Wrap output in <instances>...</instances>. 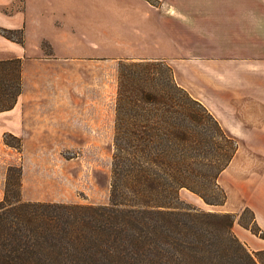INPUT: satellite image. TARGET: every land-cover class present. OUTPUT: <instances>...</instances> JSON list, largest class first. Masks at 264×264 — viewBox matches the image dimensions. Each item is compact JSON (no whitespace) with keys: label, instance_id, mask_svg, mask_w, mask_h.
Instances as JSON below:
<instances>
[{"label":"trees","instance_id":"trees-1","mask_svg":"<svg viewBox=\"0 0 264 264\" xmlns=\"http://www.w3.org/2000/svg\"><path fill=\"white\" fill-rule=\"evenodd\" d=\"M148 3L153 4L152 1ZM24 44L23 30L0 27ZM22 92L20 59L0 61V112ZM109 203L23 201L21 168L7 170L0 200V264H264L233 231V213L185 203V189L223 206L219 177L238 150L213 114L160 60L118 64ZM3 144L21 153V138ZM239 224L264 239L254 222Z\"/></svg>","mask_w":264,"mask_h":264},{"label":"crops","instance_id":"crops-1","mask_svg":"<svg viewBox=\"0 0 264 264\" xmlns=\"http://www.w3.org/2000/svg\"><path fill=\"white\" fill-rule=\"evenodd\" d=\"M137 2L141 11L146 10L135 13L128 10L121 16L126 22L133 21L134 25H125L124 30L133 32L134 42L142 41L135 49L138 51L142 46L141 56L130 58L121 55L118 62H166L173 69L177 83L200 101L223 130L238 141L237 153L229 166L234 162L239 164L241 149L252 152L253 164L261 161V171L252 176H243L238 166L233 169L229 201L236 207L235 213L245 208L251 210L255 224L264 231V1L168 0L148 3V7H144L142 1ZM106 16L107 25L98 26L103 41L105 38L109 41L110 37L109 1ZM40 21V17L35 15L31 18L30 12L28 15L25 1L0 0V27L22 29L24 33L23 45L0 35V61L20 59L22 64V92L11 110L0 112V145L12 150L3 144L4 134L19 137L24 156L28 158L32 157L26 151L61 149L63 134L69 136L72 127H77L76 115L71 111L57 113L46 109L45 103L53 101L54 95L37 92L39 84L36 82L41 74V65L43 69L46 65L54 67L77 60L75 37L67 30L61 31L57 37L61 40L59 43L65 44L64 48H59L46 37H40L33 44L29 40L30 25L39 28ZM80 39L91 50L98 51L88 52L85 59H110L103 48L104 43L100 50L99 44L86 35ZM44 44L49 45L51 53L45 52ZM150 45L153 49L149 52L146 48ZM120 51L128 54L127 46ZM30 75L35 77L32 83ZM39 159L40 152L35 153L36 164ZM246 160L248 173L249 159ZM30 189L24 178L23 198L37 201L32 198L35 196ZM3 195L1 189L0 199ZM233 231L250 252L264 251V239L237 221Z\"/></svg>","mask_w":264,"mask_h":264},{"label":"rangeland","instance_id":"rangeland-1","mask_svg":"<svg viewBox=\"0 0 264 264\" xmlns=\"http://www.w3.org/2000/svg\"><path fill=\"white\" fill-rule=\"evenodd\" d=\"M17 1V0H16ZM25 4L33 16L40 17L39 28L30 25L29 40L35 43L40 37H46L64 48L65 44L59 43L58 34L67 30L74 36L77 45V60L71 63L64 62L58 66L41 67L37 85L40 94H53V101L46 102V109L57 113L69 112L76 115V129L63 134L62 148L42 151H26L30 154L24 156V150H7L0 145V190L4 191L7 170L10 166L21 168V198L23 179L26 178L30 192L37 201L47 203H66L81 205H106L109 203L110 170L113 151L115 100L117 93L118 60L121 55L137 58L142 51V46L136 51V46L141 45L139 39L135 41L133 32L124 30V26H133V21L126 22L122 14L126 11L135 13L139 8L137 1H142L148 7L147 0H18ZM109 1L111 10L109 23V41L101 40V29L107 25L106 9ZM155 1L168 0H148ZM171 1H246V0H171ZM264 1V0H248ZM23 5V4H22ZM143 9L142 11H145ZM138 11V14L141 13ZM104 18V22H103ZM121 19V20H120ZM58 22V23H57ZM92 26H94L92 28ZM99 26V27H98ZM67 32V33H68ZM86 35L97 42L100 50L103 48L109 53V60L85 59L91 50L80 37ZM128 42V45L125 44ZM124 43V44H123ZM127 46L128 54L122 50ZM135 45V46H134ZM45 52H50L48 44H44ZM122 46V47H121ZM153 46H147V51H152ZM101 53V52H99ZM125 54V55H124ZM144 54V53H143ZM31 83L33 82L31 76ZM51 85V86H50ZM52 88V89H51ZM51 90V91H50ZM231 136V135H230ZM233 137V136H232ZM234 138V137H233ZM235 139V138H234ZM237 141V140H236ZM67 142H70L69 144ZM238 143V141H237ZM68 146L69 148H67ZM239 146V145H238ZM40 152L38 164L34 160L35 153ZM239 164L237 162L228 166L219 177V184L227 195V203L223 206L206 205L199 197L183 189L180 198L185 203L209 212L233 213L235 221H242L252 225V215L245 212L235 213L236 207L229 201L231 193V172L238 166L243 176H252L261 171V161L253 164L252 152L245 149L239 151ZM249 153V156H248ZM249 159L246 173V164ZM250 173V174H249ZM1 200V199H0ZM238 218V219H237Z\"/></svg>","mask_w":264,"mask_h":264}]
</instances>
